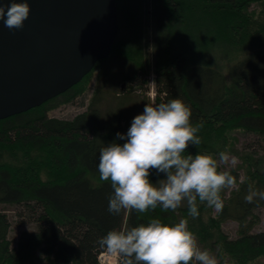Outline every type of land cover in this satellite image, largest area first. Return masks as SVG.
Wrapping results in <instances>:
<instances>
[{
	"label": "trees",
	"instance_id": "obj_1",
	"mask_svg": "<svg viewBox=\"0 0 264 264\" xmlns=\"http://www.w3.org/2000/svg\"><path fill=\"white\" fill-rule=\"evenodd\" d=\"M155 1L160 6L157 18L165 20L164 29L173 20L177 21L176 27L181 24L182 32L190 24L192 35L188 45L191 43L193 49L195 41L205 40L209 33L220 29L221 33L223 28L230 39L237 38L252 23L259 33L264 31V0ZM145 3L147 0H141L142 6ZM193 28L199 32L195 34ZM116 45L117 42L111 47L112 54ZM188 45L177 46L184 50H175L172 57L153 70L152 99L145 96L148 80L143 77L149 72L148 63L142 61L134 66L133 58L134 65L129 62L132 70L123 74L118 87H114L117 83L109 86L101 82L105 74L101 68L84 111L70 120L50 117L47 112L61 103H83L89 73L39 106L0 119V145L37 152V156L29 158L30 163L21 156L26 163L18 167L24 165L27 173L19 181L14 179L15 166L11 168L10 163L0 166V204L15 208L18 227L30 226L22 227L13 242L9 238L11 221L0 209V264H30L37 260L45 264H99L98 256L106 249L98 245L97 238L107 230L125 229L156 216L166 221L187 219L184 201L175 210L157 206L145 212L131 208H122L118 214L108 212V195L113 190L109 180L99 178L97 169L99 148L112 140L117 131H126L131 118L143 110L145 103L175 97L190 106L191 121L209 127L213 136H221L226 151L240 162L234 168H224L235 177L236 188L228 192L216 216H210V209L204 212L206 215L199 213L196 233L187 220L198 246L209 249L217 243L222 256L227 257H221L226 259L223 264L248 263L264 255V229L251 230L259 221L257 212L264 207V200L244 199L249 185L264 190V49L253 48L238 58L225 76L212 65L190 61L186 57ZM121 53L126 62L129 59L126 51ZM112 57L110 54L96 64L102 65ZM238 133L250 134L253 140L238 149ZM196 146L190 144L187 150L195 153ZM38 159L45 162L41 170H37ZM218 168L221 169L219 165ZM240 170L244 173L242 179ZM156 178L151 176L153 180ZM227 189L228 186L221 189V197ZM227 219L237 222L234 238L218 226ZM212 229L219 231L215 240ZM118 258L120 264L119 255Z\"/></svg>",
	"mask_w": 264,
	"mask_h": 264
},
{
	"label": "clouds",
	"instance_id": "obj_2",
	"mask_svg": "<svg viewBox=\"0 0 264 264\" xmlns=\"http://www.w3.org/2000/svg\"><path fill=\"white\" fill-rule=\"evenodd\" d=\"M29 13L28 0H0V20L6 27L22 28ZM190 117V106L179 97L145 103L126 131H117L99 148V178L109 180L113 190L108 195V212L118 214L122 208L145 212L157 206L175 210L182 201L193 218L199 215L197 201L222 209L221 189L233 185L235 177L218 168L216 156L226 162L229 154L188 151V145L201 143L202 127ZM231 160L235 162L236 157ZM255 198L264 200V190L249 185L244 199ZM97 243L108 253L118 254L120 264H217L209 249L198 246L184 217L178 221L149 217L125 229L112 228Z\"/></svg>",
	"mask_w": 264,
	"mask_h": 264
},
{
	"label": "rangeland",
	"instance_id": "obj_3",
	"mask_svg": "<svg viewBox=\"0 0 264 264\" xmlns=\"http://www.w3.org/2000/svg\"><path fill=\"white\" fill-rule=\"evenodd\" d=\"M125 4H127L126 7ZM118 8V32L113 41L114 43L117 42V45L114 49V54L111 53V50L109 53V55L111 54L113 57L104 62L102 65L96 64L98 62L97 61L94 65V68L87 75L88 77L85 79V82L88 85V91L83 103H61V105L51 108L47 112L50 117L52 116L61 120H70L75 115L82 113L88 103L87 98L93 92V90L95 89L94 87L98 82L96 80V74L101 68H103L102 72L105 73L104 75L102 74L103 78L101 79V82L103 81L104 84H107L109 86H112L111 83H113V85L117 83L114 87L120 86V83L118 82H120L123 74L130 72L132 70L131 68H133L129 64V62H132L133 58L134 60H136L135 65L132 62L134 66L139 65V63H142V61H146V63H148L147 66L149 72L147 73V76H144L143 78L148 80V83L145 85L147 86L145 96L152 99L154 92V86L152 84V78L154 75L153 70L158 65H161L162 62L172 57L173 54L177 52L175 50H184L183 47L176 48L177 46H184V44L188 45V43L191 41L190 38L192 34L190 33V29L192 27L190 26V24L184 27L186 29V31L184 30V32L181 31L180 23L177 26L179 28L176 27L175 23L177 21L175 20H173V23H171L168 28L165 27L166 29H164L162 27V25L165 24V20L162 18H157L158 13L160 12V6H158L155 0H147V3H145V5L143 6L141 5V0H119ZM261 28H263V26H260V29ZM220 30H218V32L209 33L207 37H205V40L195 41L196 48L194 49L192 48L190 43L188 45L190 49L188 48L189 50H186L188 53H186V57L192 62H199L204 64L207 63L209 65H212V67L222 72L225 76H228V68L234 61L242 57L244 54L250 52L253 48H261L262 50L264 49V31L262 33H259L260 31L256 30L253 23L252 27H249L245 31H241L240 34L235 36L237 37L235 39H230L228 31H225L224 28L222 29L223 32L221 31L222 34L220 33ZM197 31L199 32V30L196 29L195 34H197ZM195 34L193 39H196ZM195 42L193 41L192 45H194ZM203 48L207 49V51L203 50ZM170 49L171 52L169 53ZM129 50H131V52ZM123 51H126V56L129 57L126 62L122 59L121 56V52ZM116 77L118 78L116 79ZM114 79H116V81ZM131 105L132 107H134L133 103H131ZM198 135H200L201 137V143L196 146V151H200V147L203 148V151L201 152H205L206 149H209L208 153H211L214 156L221 150L226 151V146L221 140L222 137L216 135L213 136L212 133H210L209 127L203 125L199 129ZM252 138L253 137L250 134H236V147L238 149L245 147L246 144L253 140ZM226 152L229 154V160L226 162H221L219 161L218 156H216L218 165L221 167V169L234 168L235 165L239 164L240 162L236 156L235 162H232L231 157L233 155L229 151ZM36 154L37 152L31 150V148H16L13 146L8 147L0 145V166H3V163H10L11 168H14L15 166L17 169L13 171L14 179L15 181H19L27 173L26 169H23L24 165L18 167L20 163H26L25 160H23V157L25 156L28 163H30L32 159L29 158L35 156ZM37 162L39 164L37 170H41L45 162H43V159H38ZM241 171L242 170H240V179H242L244 175V173ZM58 174L62 175V172H58ZM233 188H236V185L228 186V189L224 193L225 197H222L223 201L225 198H227L228 192ZM197 203L200 215H206V211L210 209V216H216L218 210L207 206L204 202L197 201ZM0 209L6 213L11 221V225L9 228V238H12V240H14L13 242H15V239L22 227H27L28 225L26 226L24 224L23 226L18 227V225L15 223V208L13 206L0 204ZM257 216L259 218V221L252 227L251 230L253 231H261L262 229H264V207L260 208V210L257 212ZM197 217L193 218L187 214V220L191 225V230L195 233L198 230L197 224L198 222L200 223ZM218 226L220 230L229 237L234 238L236 236V221L227 219L226 221L220 223ZM211 232L213 233L211 235L212 239L215 240L219 231L212 229ZM209 251H211L216 256L217 264L220 262L223 264L226 260L224 258H221L225 256H222V252H220L217 243L211 245ZM98 259L99 264H119L118 254H110L107 252V250L103 251ZM245 262L246 261H241L239 262V264H264V255L262 254L260 258L253 259L248 263ZM30 264H45V262L37 260L34 261V263Z\"/></svg>",
	"mask_w": 264,
	"mask_h": 264
},
{
	"label": "water",
	"instance_id": "obj_4",
	"mask_svg": "<svg viewBox=\"0 0 264 264\" xmlns=\"http://www.w3.org/2000/svg\"><path fill=\"white\" fill-rule=\"evenodd\" d=\"M22 28L0 20V119L61 94L110 53L115 0H28Z\"/></svg>",
	"mask_w": 264,
	"mask_h": 264
}]
</instances>
